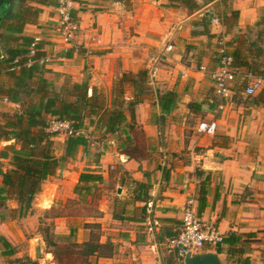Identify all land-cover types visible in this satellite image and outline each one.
<instances>
[{
    "label": "crops",
    "instance_id": "crops-1",
    "mask_svg": "<svg viewBox=\"0 0 264 264\" xmlns=\"http://www.w3.org/2000/svg\"><path fill=\"white\" fill-rule=\"evenodd\" d=\"M220 1H201V9L190 14L183 7L171 6L168 0H131L129 6L120 0H80L74 9L78 30L70 44L63 40L56 7H42L38 22L25 27L26 36L41 39L47 56L43 67L48 72L44 78L56 86L64 84L66 79L82 83L87 75L91 86L103 88L111 101L119 75L147 69L152 74L155 91L161 94L174 91L178 95L176 108L170 113L175 120H168L170 114L163 119L159 108L152 106L154 100L136 109V126L146 136V153L150 155L140 160L129 156L127 162L120 164L133 181L150 185V200L143 213L146 204L133 202L134 189L126 194L129 205H118L116 212L108 213L110 208L106 207L104 216L91 221L104 232L100 242H111L116 248L112 258H98L96 264H184L173 259L174 254L164 252L168 239L164 231L182 223L190 199L195 200L194 208L206 225L217 227L225 238L236 233L248 240L245 257L252 264H264V101L257 99L262 90L253 99L242 94L239 103L233 97L220 110L210 76L200 71L203 65L211 68L217 65V49L212 44L225 34L214 13ZM230 3L240 16L234 33L226 34L225 39L232 40L248 27L254 28L250 34L256 32L257 23L264 18V0H230ZM209 22L207 28L205 24ZM170 42L174 50L165 54ZM194 103L200 105L197 112L190 106ZM189 115L200 122L216 120L217 134H199L198 125L188 130ZM165 125H172L169 131L172 135H162ZM124 136L128 145L134 143V136ZM0 141L9 143L1 150L16 144ZM185 150L188 154L182 155ZM79 152L82 156L84 148ZM120 157L117 155L116 163ZM111 158L115 160L112 154L103 155L98 167L88 166L87 160L81 162V166L91 170L83 168L76 174L77 180L68 196H77L74 189L80 173L90 171L108 181L106 170ZM0 160L7 161V168L0 169L11 168L9 159ZM95 168L102 171H94ZM197 171L205 175L200 177ZM64 174L73 172L69 169ZM207 178L210 181L207 202L200 211L199 191ZM121 179L120 176L118 180ZM53 186L58 187L55 190ZM58 188L57 182L44 184L28 214L40 217L41 212L52 211L56 199L64 195ZM115 214L120 218H114ZM2 238L13 246L16 255L12 240ZM86 241L89 238L82 242ZM8 251L4 247L1 255ZM223 254L228 262L229 255Z\"/></svg>",
    "mask_w": 264,
    "mask_h": 264
},
{
    "label": "trees",
    "instance_id": "trees-1",
    "mask_svg": "<svg viewBox=\"0 0 264 264\" xmlns=\"http://www.w3.org/2000/svg\"><path fill=\"white\" fill-rule=\"evenodd\" d=\"M126 6L131 0H120ZM171 6L183 7L192 14L201 9L203 0H168ZM215 0H206L214 2ZM29 3H35L40 7H34ZM58 0H20L17 10L12 18L4 22L0 40V76H7L8 83H0V98H8L12 103L21 106V112L7 113L3 115L4 123L0 126V140L15 141V145L7 146L0 152V158L9 159L10 167L6 171L0 169L2 185L0 186V207L6 202L14 200L19 206V215L26 216L33 207V202L42 191V186L55 177L57 171L69 160H74L81 147H88V139L80 133L86 128L101 127L105 134L115 135L122 131L125 135L136 134V109L147 100L154 99L153 107L159 108L163 119L176 108L178 95L174 91L161 94L154 91L150 72L142 69L137 73H123L117 77L112 89L111 103L107 102V95L103 88L92 87L90 76H85L82 83H74L66 79L64 84L56 86L44 78L46 71L39 63L27 66L30 46L33 37L24 34L25 27L36 24L42 13V7H56ZM216 12L221 24L226 29V34L234 33L238 25L239 11L234 10L230 0H222L216 4ZM75 20V13L72 12ZM210 22L206 23L209 28ZM258 29L253 34L248 27L245 32H238L227 43L231 47V55L234 66L239 71L253 74L264 81V18L256 25ZM207 35L211 36L209 33ZM247 36L249 38H247ZM212 37V36H211ZM42 47V46H41ZM46 57L45 52L38 53L35 60ZM247 82L238 79L234 86V99H238L244 93ZM258 102L264 101V88L258 96ZM257 101V100H256ZM196 112L198 104L190 105ZM52 119L69 121L73 124L75 133L66 141L65 153L58 157L54 153L53 136L47 131ZM128 136L129 139L132 137ZM132 159L140 160L141 152L136 147L127 146L124 153ZM139 154V155H138ZM200 177L203 171H197ZM102 175L90 171L80 173L78 184L74 193L79 197L92 195L95 185L103 182ZM209 179L201 185L199 191L200 211L206 206ZM135 185V198L133 202H143L146 206L142 212H146L150 200V185L133 181ZM119 219L120 216L114 215ZM182 228V223L177 228H166L164 233L168 238L176 236ZM45 242L48 247L55 248L52 253L56 259L63 263L66 255H72L73 247L80 248L79 255L88 259L111 258L116 253V248L111 242L86 241L82 244L70 243L62 245L57 241L59 237L47 227L43 230ZM3 246L9 250L7 256H14L13 246L4 238ZM248 240L232 233L224 239L222 245L215 250L218 253H227L232 264H252L245 257L248 251ZM223 246H228L225 249ZM175 260L184 263L174 255ZM38 264V263H34Z\"/></svg>",
    "mask_w": 264,
    "mask_h": 264
},
{
    "label": "rangeland",
    "instance_id": "rangeland-1",
    "mask_svg": "<svg viewBox=\"0 0 264 264\" xmlns=\"http://www.w3.org/2000/svg\"><path fill=\"white\" fill-rule=\"evenodd\" d=\"M205 2L206 0H203L201 3H205ZM29 4L34 7H40L35 3H29ZM214 13L219 23L221 24L216 9H214ZM225 35H226V29H225V34L219 36L217 42L212 44L214 49H218L219 41L223 38H226ZM225 41L226 43H228L229 41H231V39ZM229 49L231 51V47H229ZM150 75L152 74L150 73ZM8 80L9 78L7 76H0V83H8ZM152 87L155 91L153 85ZM249 98L253 99V97H249ZM152 100H147V101H152ZM236 100L238 103L241 101L240 98ZM254 101H256V99H254ZM107 102L108 104L111 103L110 97L108 95H107ZM13 112L14 111L10 110L8 106L5 105L0 98V124L1 122L4 123V119H3L4 114L13 113ZM168 120L169 121L175 120V116H172V114H170ZM199 122L200 120H198L197 117L189 115V118L187 120V124L189 126L188 130L191 127H196ZM135 125H137L136 122ZM170 126L168 127V125H165L162 128L163 136L166 134L169 136L172 135L169 133L171 129ZM135 129L137 132L136 134L132 135L134 136V143L129 145V147L132 148L136 147L137 150L141 152L140 154L141 158L144 159L147 155L148 156L150 155L146 153V149H147V146L145 145L146 136L144 135L143 131L140 130V127L136 126ZM80 134L85 136L89 141L88 147L87 148L83 147L84 153L82 154V156L80 155V152H78V155L74 160H69L67 163H65L63 167L57 171L55 177H53L50 181L45 183L48 184V183L57 182V184L59 185L58 191H61V193L64 194L56 199V205H54L52 211L41 212L40 217L38 214L37 215L27 214L26 216L21 217L18 211L19 206L16 205V203H14L16 202L14 200H9L6 202L4 207H0V264H32V261H37L38 264H96L98 258L91 257L86 259L78 254L80 248H76V247L70 249V251L71 250L73 251L72 252L73 254L66 255L64 258L65 262L60 263L56 259V257L52 253H50L55 248L48 247V245L45 242V237L43 232V230L46 229L47 227L51 228V232L55 233V235L59 237L57 241L62 245H67V243L68 245L70 243L82 244L84 243L82 241H84L85 238H89V241L91 240V241L100 242L104 232L101 230L100 225L93 223L91 221L97 219L98 217L104 216L106 211L103 209L108 210V208H110L107 211L108 213V212H114L115 208L119 207L120 205H129V203H127L128 196L126 197V194L128 195V193L133 192V190L135 189V185L133 183V180L128 176V174L124 172L123 167L120 164L127 162L129 160L128 157H126L128 155L123 154L124 150L128 146V143L125 140L126 138L124 136V133L120 131L115 135H109V134H105L104 130L101 127H95V126L90 127L89 125L86 124V128ZM67 138L68 137L63 135L53 136L54 153L58 157H62L65 153ZM8 144L9 143L3 144L2 141H0V152L2 151L1 149ZM106 154H112L113 157H115V160L114 158L108 160L111 163L109 164L108 169L106 170V172L109 173L108 181H105L104 179L103 182L96 184L94 189L92 190V195L88 197L76 196L75 198H70L68 194L72 193L71 192L72 186L74 185L75 180H77L76 174H78L80 170H82L83 168H86V166H81L82 164L81 162L87 160L86 164L88 166L98 167L100 166V161L102 159V156ZM181 154L182 155L188 154L187 150L183 151ZM117 155L122 156L119 158L121 159L119 163H116ZM80 157L82 159L81 161H80ZM155 159H159V158H155ZM89 160H91L92 162L91 161L89 162ZM6 162H7L6 160H0V168H7ZM159 162L160 160H158V163ZM70 165L73 168H70L71 167ZM69 169H71L73 174H69V175L64 174V171ZM86 169L91 170L88 168ZM94 171H102V170L97 168ZM120 176L122 177L121 181L118 180ZM57 187L53 186V189L56 190ZM3 236L12 240L11 243L15 245L16 255H14L13 257L1 255V252L3 251L4 248L1 241V237ZM205 251L207 250H202L201 253H204ZM164 252L165 253L168 252L165 247H164ZM229 262L230 261L226 263L229 264Z\"/></svg>",
    "mask_w": 264,
    "mask_h": 264
},
{
    "label": "built area",
    "instance_id": "built-area-1",
    "mask_svg": "<svg viewBox=\"0 0 264 264\" xmlns=\"http://www.w3.org/2000/svg\"><path fill=\"white\" fill-rule=\"evenodd\" d=\"M80 0H58L57 12L59 14L60 32L65 43L70 44L76 37L78 30L77 23L72 18V12ZM218 23V19H216ZM223 38L219 41L217 49V65L209 67L203 65L200 71L210 76L213 85L215 97L219 102L218 108L224 110V103L232 100L234 97V86L238 79L247 82L243 95L246 97L256 96L262 89L264 81L250 73H243L235 68L234 59L231 51ZM174 50L173 44L170 42L166 45L164 53H171ZM44 52L41 47V39L35 37L30 46L28 54L27 66L34 63L44 65L47 62V56L40 60H35L38 53ZM2 102L10 105L14 112L20 113L21 106L12 103L8 98H1ZM47 131L54 135L72 136L75 133L73 124L69 121L52 119L49 123ZM197 131L199 134L207 136H215L218 131V122L214 119L204 120L198 124ZM195 200L190 199L184 210L181 231L174 237L168 238L164 243V247L170 254H174L181 259L190 254L201 253L202 250H213L223 244L225 237L220 233L219 229L214 226L206 225L198 216L194 208Z\"/></svg>",
    "mask_w": 264,
    "mask_h": 264
},
{
    "label": "water",
    "instance_id": "water-1",
    "mask_svg": "<svg viewBox=\"0 0 264 264\" xmlns=\"http://www.w3.org/2000/svg\"><path fill=\"white\" fill-rule=\"evenodd\" d=\"M20 0H0V40L2 26L5 21L10 20L13 12L18 7ZM130 158L129 156H126ZM120 192V190H119ZM227 257L223 253L204 252V253H190L184 259V264H227Z\"/></svg>",
    "mask_w": 264,
    "mask_h": 264
},
{
    "label": "flooded vegetation",
    "instance_id": "flooded-vegetation-1",
    "mask_svg": "<svg viewBox=\"0 0 264 264\" xmlns=\"http://www.w3.org/2000/svg\"><path fill=\"white\" fill-rule=\"evenodd\" d=\"M15 12V11H14ZM14 12H13V14H14Z\"/></svg>",
    "mask_w": 264,
    "mask_h": 264
}]
</instances>
